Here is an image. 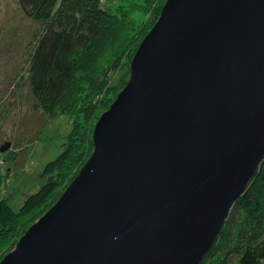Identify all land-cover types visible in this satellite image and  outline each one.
<instances>
[{
  "label": "water",
  "instance_id": "95a60500",
  "mask_svg": "<svg viewBox=\"0 0 264 264\" xmlns=\"http://www.w3.org/2000/svg\"><path fill=\"white\" fill-rule=\"evenodd\" d=\"M263 159L264 0H166L85 164L0 264H201Z\"/></svg>",
  "mask_w": 264,
  "mask_h": 264
},
{
  "label": "rangeland",
  "instance_id": "374dc122",
  "mask_svg": "<svg viewBox=\"0 0 264 264\" xmlns=\"http://www.w3.org/2000/svg\"><path fill=\"white\" fill-rule=\"evenodd\" d=\"M104 1L110 5L112 15L120 20L124 18L128 27L127 32L130 33L127 41L129 50H125L126 46L120 47L118 42L112 41L109 34V40L101 43L100 47L92 46L75 53L76 67L73 79L64 92L54 116L46 117L39 108V102L32 96L28 72L29 61L43 26L26 16L17 0H0V148L9 143L2 154L6 153L7 158H12L16 154L24 153L26 159L24 166L17 170L13 169L11 162L3 168L4 182L0 198L9 199L14 211L18 212L25 196L32 194L43 183L42 180H38V175L71 138L77 136L74 140H77L78 144L79 137L84 139L88 131L93 133L98 119L126 86L132 58L155 24L166 2V0ZM111 41L114 50L107 45ZM114 51H117V56ZM114 63L115 67L112 66ZM101 105L103 107L94 112V108ZM74 121L81 125L83 132H86L85 135L79 136L75 132L72 127ZM32 123L40 126L39 130L32 132L30 129ZM27 136L28 138L31 136L29 142L24 141ZM89 156L83 158L82 166ZM82 166L77 165L73 169L47 206L29 215L17 214L12 227L11 245L5 247V243H0V261L13 250L25 231L57 202ZM262 243L264 240L255 241L253 246ZM238 260L237 256H228L227 264H238Z\"/></svg>",
  "mask_w": 264,
  "mask_h": 264
},
{
  "label": "trees",
  "instance_id": "16d2710c",
  "mask_svg": "<svg viewBox=\"0 0 264 264\" xmlns=\"http://www.w3.org/2000/svg\"><path fill=\"white\" fill-rule=\"evenodd\" d=\"M17 1L28 18L43 26L29 61L28 72L32 96L39 102V108L46 117L54 116L73 79L75 53L92 46L100 47L101 43L109 40V34L112 41L129 50L127 41L130 33L127 32L125 20L112 15L110 5L104 0ZM112 41L107 45L114 50ZM114 52L117 56V51ZM102 107L96 106L94 112ZM36 127V123H32L31 131L39 130L40 126ZM72 127L79 136L85 135L77 121ZM91 135L88 131L86 138L79 137L78 144L74 140L77 136L71 138L54 160L45 165L38 175V180L43 183L32 194L25 196L18 212L13 210L9 199L0 198V243H5V247L11 245L12 227L17 214L29 215L47 206L73 169L77 165L82 166L83 158L92 151ZM30 138L27 136L24 141L29 142ZM8 162L17 170L26 163L25 154L7 158L6 153H0V190L4 182L3 168ZM31 178L34 179L33 176ZM263 238L264 159L245 193L234 204L218 240L201 264H227L228 256L232 255L239 257L238 264H264V243L253 246L255 241Z\"/></svg>",
  "mask_w": 264,
  "mask_h": 264
}]
</instances>
